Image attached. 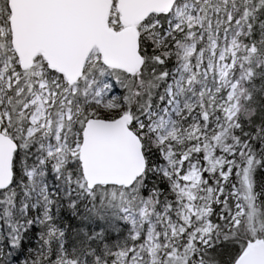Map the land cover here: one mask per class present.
<instances>
[{"label": "snow or ice", "instance_id": "snow-or-ice-1", "mask_svg": "<svg viewBox=\"0 0 264 264\" xmlns=\"http://www.w3.org/2000/svg\"><path fill=\"white\" fill-rule=\"evenodd\" d=\"M0 264H264V0H0Z\"/></svg>", "mask_w": 264, "mask_h": 264}]
</instances>
